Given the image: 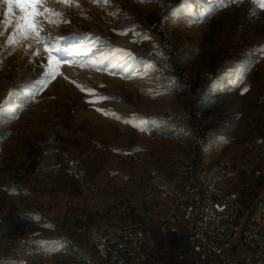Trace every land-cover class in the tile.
<instances>
[{"label":"rangeland","instance_id":"rangeland-1","mask_svg":"<svg viewBox=\"0 0 264 264\" xmlns=\"http://www.w3.org/2000/svg\"><path fill=\"white\" fill-rule=\"evenodd\" d=\"M43 2L60 15L35 17L37 40L13 35L22 13L0 0L2 236L29 229L48 264H66L56 240L77 250L97 226L155 217L191 155L178 132L188 117L208 148L232 140L201 156L220 185L242 205L263 191L264 11L251 0H180L162 15L159 0ZM45 36L60 48L54 74ZM156 50L169 51L165 69ZM250 55L248 76L226 89ZM182 233L160 237L162 249L179 251Z\"/></svg>","mask_w":264,"mask_h":264},{"label":"built area","instance_id":"built-area-1","mask_svg":"<svg viewBox=\"0 0 264 264\" xmlns=\"http://www.w3.org/2000/svg\"><path fill=\"white\" fill-rule=\"evenodd\" d=\"M153 56L165 69L169 51L156 50ZM195 119L188 117L178 126L191 155L178 179L166 184L168 201L162 211L139 225L97 226L77 250L56 240L66 264H264V189L242 205L218 183L201 157L211 139L198 130ZM179 228L183 247L169 258L154 254L153 231L162 237ZM0 246L8 251L1 263L48 264L47 250L29 229L15 236L0 234Z\"/></svg>","mask_w":264,"mask_h":264},{"label":"snow or ice","instance_id":"snow-or-ice-1","mask_svg":"<svg viewBox=\"0 0 264 264\" xmlns=\"http://www.w3.org/2000/svg\"><path fill=\"white\" fill-rule=\"evenodd\" d=\"M3 3L8 5V14H11L13 8H19L22 13L20 17V21L14 29L13 35L23 34L25 38L28 36H33L37 40H41L40 32L44 31L43 25L39 22V20L35 19L38 14L43 15H60L59 13L54 12L53 10L45 7L43 0H2ZM63 2L67 3L68 0H63ZM107 3V0H104ZM239 2V0H238ZM251 2L260 10L264 11V0H251ZM6 14V16L8 15ZM6 24H11V21L6 20ZM48 37L45 36L43 38V42L45 43V51L49 54V64L52 65L53 62L54 68L59 66V59L57 58V54L60 52V48L56 44H48ZM9 43H13V39H9ZM39 53H37L38 55ZM247 91V89H245ZM11 95V93L9 94ZM6 111L3 105H0V113ZM11 111H15V109H11Z\"/></svg>","mask_w":264,"mask_h":264},{"label":"bare ground","instance_id":"bare-ground-1","mask_svg":"<svg viewBox=\"0 0 264 264\" xmlns=\"http://www.w3.org/2000/svg\"><path fill=\"white\" fill-rule=\"evenodd\" d=\"M252 60H253L252 55H250L237 67H231L230 68L233 72H231L229 74H232L234 76V78L232 79V81H228L226 83V85H225L226 89H230L231 87L235 86L236 82H238L239 80L248 76V73H249L248 63H250ZM225 71H228V69H226ZM208 77H210V75H208ZM31 99H34V97H32ZM178 132L184 137L182 131H178ZM231 141L224 138L222 140L217 141L215 143V145L212 146L211 148H208V144H207L205 147V150H204V152H206L205 155L207 156L209 153H211L213 151H220V150L224 149L225 147H228L230 145ZM224 158L226 161L229 159L227 154H224ZM227 164L229 165V163H227ZM244 171L247 173L249 171V167H245Z\"/></svg>","mask_w":264,"mask_h":264},{"label":"trees","instance_id":"trees-1","mask_svg":"<svg viewBox=\"0 0 264 264\" xmlns=\"http://www.w3.org/2000/svg\"><path fill=\"white\" fill-rule=\"evenodd\" d=\"M180 0H159V2L162 5V14L168 13V11L173 8L175 5L179 3ZM153 236H154V249L155 253L157 256L162 257V258H169L171 254L167 251H164L162 247L160 246V241L161 238L158 236H155V232L153 231Z\"/></svg>","mask_w":264,"mask_h":264}]
</instances>
